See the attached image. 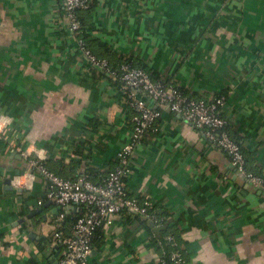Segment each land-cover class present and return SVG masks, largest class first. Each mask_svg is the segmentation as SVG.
I'll return each mask as SVG.
<instances>
[{
  "label": "crops",
  "instance_id": "obj_1",
  "mask_svg": "<svg viewBox=\"0 0 264 264\" xmlns=\"http://www.w3.org/2000/svg\"><path fill=\"white\" fill-rule=\"evenodd\" d=\"M89 23L91 37L190 94L212 98L229 88L222 116L249 165L264 173V0H97ZM64 24L62 0H0V115L48 169L63 178L90 169L96 181L130 137L132 96L151 100L114 75L100 77ZM125 182L162 216L186 264H264V187L180 115L161 107ZM46 187L0 141V264H53L57 218L84 207L55 212ZM151 226L126 212L109 216L91 264H159Z\"/></svg>",
  "mask_w": 264,
  "mask_h": 264
},
{
  "label": "built area",
  "instance_id": "obj_2",
  "mask_svg": "<svg viewBox=\"0 0 264 264\" xmlns=\"http://www.w3.org/2000/svg\"><path fill=\"white\" fill-rule=\"evenodd\" d=\"M88 6L89 0H62L65 29L72 38H75L81 54L92 66L115 76V72H110L107 61L91 54L85 47L84 41L76 37V32L80 28L76 10ZM117 75L126 89L141 91L148 98L153 99L155 105L180 115L190 122L202 132L211 145L228 155L231 165L239 175L255 187H264L262 177L247 170L245 156L239 144L226 130H222L226 123L220 114V109L224 104L223 98L210 99V101L189 98L177 88L166 87L162 82L153 80L148 72L125 63L120 65ZM155 105L150 106L144 99L132 96L134 113L131 117L130 137L117 153V165L109 170L100 181H92L85 174L73 179L54 174L19 140L16 132L9 126L10 120L0 115V141L6 143L9 148L15 149L25 158L27 171L30 174H33L35 169L46 178L45 198L61 208L67 205H82L89 208L77 217L68 234L58 229L64 213L57 218L52 234L53 243L59 246L55 264H91L90 257L95 231L109 216L126 212L141 217L156 228L162 224V219L150 212V203L140 202L135 194L130 193L125 182L132 154L141 143L145 130L149 129L160 117V111L155 108ZM37 202L40 204L42 201L38 199ZM152 237L160 246L159 264H186L173 234L164 236L167 243L173 247L169 252L161 247L159 235L154 233ZM167 255L168 258L165 259L164 256Z\"/></svg>",
  "mask_w": 264,
  "mask_h": 264
},
{
  "label": "trees",
  "instance_id": "obj_3",
  "mask_svg": "<svg viewBox=\"0 0 264 264\" xmlns=\"http://www.w3.org/2000/svg\"><path fill=\"white\" fill-rule=\"evenodd\" d=\"M96 5H97V0H89V6L87 8H82V9H77L76 10V14H77L78 20L80 22V28L76 32V37L79 38V39H82L84 41L85 47L90 51L91 54H93L95 57H97L99 59H104V60L107 61L110 72H112V73L115 72V76H116L117 80H118L117 71L119 70L120 65L125 63V64H128L129 66L140 68V69L148 72L153 80L162 82L163 85L166 86V87L167 86H173L174 88H177L179 91H181L183 94L187 95L189 98H194L196 100L203 99L205 101H210V99L223 98L224 102L226 101V98H227L228 92H229V90H228L229 88H224L220 92L216 93L215 96L212 97V98L211 97L210 98H205V97L195 96L194 94L188 93L184 88L176 85L174 82H172L171 79L165 80L163 78H160L156 72L149 70L144 63L132 58V55H120V54H117L116 52L111 50L106 44L100 42L99 40H97V39H95L93 37H91V35H90V23L89 22H90L91 13L95 9ZM62 10H63V13H64V9L63 8H62ZM96 71H98V75L100 77L108 76L107 72L102 71L99 68H97ZM99 76H98V78H99ZM130 103H131V101L129 99V105H130ZM155 108L158 111L161 110V106L155 105ZM131 109H132V112L134 113L133 107ZM172 114H174V113H172ZM220 114L222 116V107L220 109ZM158 120H159V117L155 120L154 124L149 129L145 130L144 134L146 132H150V131L155 132L157 130V126H158ZM91 122H92L91 123L92 127L95 129L96 124L93 123L94 122L93 120ZM222 130H226L230 134L231 138L233 140H235L239 144V146L241 148V151H242V153L245 156V166H246L247 170L252 171L254 174L262 177V179L264 181V173H262L261 171H257V169H255L253 166L249 165V158L247 157L245 150L242 148V145H241L240 141L234 136V134L231 133V131H230L229 127H228L227 121H226L224 127L222 128ZM141 142H142V140H141ZM40 162L47 168L45 163H43L42 161H40ZM117 163H118V157H117V154H116L115 161H114V166L117 165ZM48 170H50V169H48ZM89 170L90 169H88L87 172L85 173V175L88 178L90 176V171ZM35 171L36 170L34 169V172ZM108 171L105 174L101 175L100 178L98 180H96V181H100L105 175H107ZM53 173L58 175L55 172H53ZM76 177H78V176H75V177H72V178H66V179H73V178H76ZM83 207H84L83 210L80 211L77 215H75L73 217L69 216L68 214H64V220L63 221L68 222L70 224V227H72V225L74 224V222L77 219V217L80 216L81 214H83L85 211L89 210V208L87 206H83ZM63 211H65V210H63ZM150 212L156 214L159 218L162 217L158 213V211L154 210V208H150ZM101 226L102 225L97 227V229L95 231V236L93 238V242L92 243H95L97 241V239H99V237H100L99 230H100ZM166 226H168V225H166V222H164V220H162V224L155 229V232L157 233V235H159V237H161V239H160L161 243H162L161 247L163 249H166L167 252H169L171 249H173V247L169 243H167V241L164 239V236L167 235V234H173V233L166 232L167 231ZM150 228L153 229L151 224H150ZM157 247H158V250H160V246H157ZM164 258L167 259L168 255L164 256Z\"/></svg>",
  "mask_w": 264,
  "mask_h": 264
},
{
  "label": "water",
  "instance_id": "obj_4",
  "mask_svg": "<svg viewBox=\"0 0 264 264\" xmlns=\"http://www.w3.org/2000/svg\"><path fill=\"white\" fill-rule=\"evenodd\" d=\"M149 100H151V102H150L149 105H150V106H154V105H155V101H154L153 99H151V98H149ZM15 174H16V175H21V174H24V171L21 170V171H19V172H16ZM6 182L9 183L10 180L7 179ZM73 206H75V205H67L66 207L63 208V210H65V211L71 210V209L73 208ZM59 209H62V208H61L60 206H57V207L55 208V212H58ZM29 236H30V238H34V237H35L33 233H29ZM39 239L43 241V237H40ZM46 244H47V245H50V242L47 241ZM55 247H56L57 249H59V246H58V245H55ZM52 263L55 264V263H56V259L53 260Z\"/></svg>",
  "mask_w": 264,
  "mask_h": 264
}]
</instances>
